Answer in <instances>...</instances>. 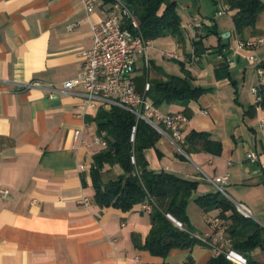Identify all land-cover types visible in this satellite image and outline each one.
<instances>
[{
    "label": "crops",
    "instance_id": "obj_1",
    "mask_svg": "<svg viewBox=\"0 0 264 264\" xmlns=\"http://www.w3.org/2000/svg\"><path fill=\"white\" fill-rule=\"evenodd\" d=\"M172 1L181 41L157 39L148 51L174 52L183 61H175L176 69H164L147 53L144 68L137 57L133 82L141 93L144 83L164 80L163 74L181 76L182 67L192 85L206 89L186 108L173 104L158 110L183 114L182 138L192 131L207 133L219 142V154H185L167 134L143 152L148 169L196 182L185 215L205 246L172 250L164 259L151 256L141 248L150 230L142 204L127 212L98 207L92 201L88 169L100 150H70L73 132L81 126L85 140L96 136L93 118L101 107L79 116L77 96L62 90L61 84L80 71L81 53L91 44L90 26L108 16V6L98 3L86 14L81 0H0V189L7 191L0 199V264H205L215 256L214 241L222 250L228 244L217 212L202 213L194 199L217 191L213 180L224 174V197L264 229V112L247 88L236 90L232 79L231 71H240L248 53L234 51L223 41L232 36L264 41V11L253 30L238 36L233 26L214 23L215 8L221 7L217 0ZM207 2L215 9L207 26L213 33L205 27L191 30V21L207 20ZM198 40L195 53L193 43ZM191 54L195 62H189ZM261 61L256 58L257 64ZM257 64L247 72L250 91L260 83ZM245 72L243 65L240 73ZM249 152L255 155L252 163L246 158ZM113 173L120 171L114 168ZM81 198L88 200L86 207L77 204ZM246 258L264 264V249L255 248Z\"/></svg>",
    "mask_w": 264,
    "mask_h": 264
},
{
    "label": "trees",
    "instance_id": "obj_2",
    "mask_svg": "<svg viewBox=\"0 0 264 264\" xmlns=\"http://www.w3.org/2000/svg\"><path fill=\"white\" fill-rule=\"evenodd\" d=\"M98 1L107 5L109 10L113 0ZM118 1L136 20V32L143 39L154 41L171 38L181 41L180 23L172 0ZM217 1L220 6H227V11L234 12L232 26L238 36L245 29L253 30L258 16L264 11L263 0ZM124 27L130 28L127 21H124ZM205 28L213 33V28ZM199 43V40L193 43L195 53V46ZM257 68L264 70V61L258 63ZM223 69H220L222 74ZM180 70L181 76L163 74L164 80L148 84L144 96L154 108L173 104L186 108L188 103L196 101L206 91L192 85L189 73L182 67ZM215 74L219 76V73ZM254 89V105L264 112V83H258ZM93 122L95 135L102 138L105 147L92 156L88 169L93 190L92 201L100 208H113L122 212L129 211L135 205L148 204L150 230L141 248L151 256L164 259L172 250L205 246L185 215V207L196 188V182L148 169L143 152L154 145L160 134L118 107L98 108ZM179 149L185 154L205 152L218 155L220 144L210 140L207 133L192 131L183 138ZM114 168L120 173L114 174ZM194 203L202 213L217 212L215 218L221 222L223 238L228 244V249L212 256L205 264H234L224 257L229 251L242 257L245 264H258L247 259L246 254L255 248L264 249L263 228L239 214L234 204L218 191L198 196ZM167 216L177 222L180 228L171 223Z\"/></svg>",
    "mask_w": 264,
    "mask_h": 264
},
{
    "label": "built area",
    "instance_id": "obj_3",
    "mask_svg": "<svg viewBox=\"0 0 264 264\" xmlns=\"http://www.w3.org/2000/svg\"><path fill=\"white\" fill-rule=\"evenodd\" d=\"M81 2L86 14H91L99 3L98 0H81ZM227 10V6H221L214 15H221ZM124 21L129 23L130 28L124 27ZM208 25V21L193 20L187 27L196 31ZM136 31V20L128 14L118 0H113L108 16L90 26L91 44L88 50L81 53L80 71L73 79L63 82L61 89L74 92L77 96V108L81 111L79 116L82 117L86 109H95L99 106L104 109L118 107L130 112L137 120L148 124L158 134L163 136L167 134L179 148V145L183 143L180 126L186 121L185 116L181 113L164 114L154 108L144 96L148 91V83H144L141 93L135 90L133 72L136 58H142L145 68L147 51L152 47V41L143 39ZM263 42L262 39L237 41L236 49L248 53V61L256 62L253 52ZM161 55L168 60L183 61L174 52L165 51L161 52ZM195 61L196 56L191 54L189 62ZM257 74L259 82L264 83V70H259ZM29 86L31 84L26 87ZM251 93L255 98L254 88L251 89ZM48 97L53 98L51 95ZM84 127L85 125L73 132L70 150L75 152L78 148L89 149L91 147L102 150L105 147L102 138L94 136L90 141L85 140L83 137ZM246 158L251 163L255 161V155L252 152H249ZM80 169L83 170L84 166H80ZM226 181L227 174L213 180L218 192L223 194L222 186L226 184ZM6 195L7 191L0 189V199H4ZM77 204L86 207L88 200L81 198ZM235 208L244 216L242 207L235 206ZM141 210L149 214L150 206L144 203L141 205ZM175 223L174 225L180 228V225ZM218 242L214 241V255L222 253V245ZM224 257L234 264H245L244 259L234 252L229 251L224 254Z\"/></svg>",
    "mask_w": 264,
    "mask_h": 264
},
{
    "label": "rangeland",
    "instance_id": "obj_4",
    "mask_svg": "<svg viewBox=\"0 0 264 264\" xmlns=\"http://www.w3.org/2000/svg\"><path fill=\"white\" fill-rule=\"evenodd\" d=\"M207 3H208V8L206 10L207 11L206 13L208 15V18L206 21H208V19H211V17L213 16V15H211L213 10H215V9L219 10L220 9L219 6H217L215 9H212L210 2H207ZM232 15L233 14L231 12H225V13L218 15V16L214 15V17H213L214 23H216L218 26H220L222 28H227V27L231 28L232 27V17H233ZM260 17L261 18L264 17V12L260 15ZM195 20L202 21L200 19H195ZM223 41L229 43L230 47H232V49H234V51L236 50L237 39H235L234 36H232L231 38H225V39H223ZM147 53H148L149 58L151 56H153L155 58V61L158 63V65H160L164 69L165 68L169 69L172 66L175 69L177 68V65H176L177 62H175L173 60H168V59L164 58L161 54H154L151 51H148ZM254 55L256 56L258 61H261L264 59V42L261 45H259V47L256 48ZM234 56H236V55H234ZM233 59H234V57H233ZM244 60H245V63H244ZM256 64H257V62L249 63L247 61V59H243V60H241V64L239 63L240 71L239 72L231 71L232 79L234 80V85H235V88L237 91H240L241 89L245 90L247 88V91H249V93H251L250 88H249L250 76L248 75L247 72L248 71L253 72V69L255 68ZM243 65H245V68H246L245 76H242L240 73L241 67ZM138 66H139V64H138ZM141 75H142V72H141ZM255 83H256V81H254V85H255Z\"/></svg>",
    "mask_w": 264,
    "mask_h": 264
},
{
    "label": "water",
    "instance_id": "obj_5",
    "mask_svg": "<svg viewBox=\"0 0 264 264\" xmlns=\"http://www.w3.org/2000/svg\"><path fill=\"white\" fill-rule=\"evenodd\" d=\"M234 205H235L236 207H238V208H241L238 204H234ZM242 210H243V209H242ZM243 211H244V216L249 218L250 216H249V214L246 212V210H243ZM167 219H168L171 223L176 224L175 221L172 220L170 217H167Z\"/></svg>",
    "mask_w": 264,
    "mask_h": 264
}]
</instances>
